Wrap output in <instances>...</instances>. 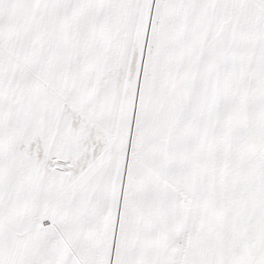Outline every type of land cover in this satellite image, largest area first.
Wrapping results in <instances>:
<instances>
[{"label": "snow or ice", "instance_id": "snow-or-ice-1", "mask_svg": "<svg viewBox=\"0 0 264 264\" xmlns=\"http://www.w3.org/2000/svg\"><path fill=\"white\" fill-rule=\"evenodd\" d=\"M0 264H264V0H0Z\"/></svg>", "mask_w": 264, "mask_h": 264}]
</instances>
